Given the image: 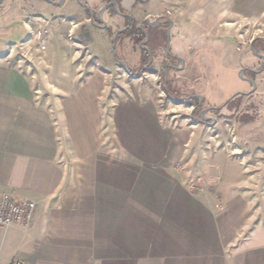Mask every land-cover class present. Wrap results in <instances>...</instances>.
Instances as JSON below:
<instances>
[{"label": "crops", "instance_id": "1", "mask_svg": "<svg viewBox=\"0 0 264 264\" xmlns=\"http://www.w3.org/2000/svg\"><path fill=\"white\" fill-rule=\"evenodd\" d=\"M131 21L148 36L112 57ZM177 94L264 126V0H2L0 201L37 210L0 227V264H264V140L171 114Z\"/></svg>", "mask_w": 264, "mask_h": 264}, {"label": "rangeland", "instance_id": "2", "mask_svg": "<svg viewBox=\"0 0 264 264\" xmlns=\"http://www.w3.org/2000/svg\"><path fill=\"white\" fill-rule=\"evenodd\" d=\"M83 6V4H81ZM42 5H38V7H40ZM32 6H30L31 8ZM37 6H33V8H31V13H37L40 16V21H45V20H48V19H54V18H61V17H66V18H69V17H74L76 20H79L81 21V17H78L79 15L77 13H72L70 11V13L68 12H64V11H50V10H44V9H41L39 8L38 9ZM80 8V7H79ZM56 22H59V21H55ZM92 22L90 23H82L81 21V24L79 25V28L78 30H76L72 36L79 40V41H84L85 43L87 44H91V43H95V41L97 40H100L99 38V35H98V32L95 31V29L93 28L92 26ZM21 29L22 31H25L26 30L23 28L22 26V20L18 21V29ZM68 26H65V35L68 36ZM30 32L29 30L26 32V36L24 37V39H27L30 37ZM122 36L124 35H120L118 36L115 35L113 40H112V52H111V55L112 57L114 56V53H117V55H119V49H116L115 50V46L113 45V41L115 42L116 41V37L117 38H122ZM11 43H14L15 41L14 40H10ZM70 49V48H69ZM74 50V49H73ZM70 49V52L73 51ZM66 50L64 48L60 49V50H56V53H55V56H62L64 55V52ZM45 52V51H44ZM48 53V51H47ZM147 60L148 58L146 57V60H144V63L140 65V68H144L145 69L147 68V71H162V66H163V63L162 62H158L156 65H151V66H148L147 65ZM106 65V64H104ZM149 78L151 77L150 76V73L148 74ZM164 76L162 75V80L164 81ZM162 81V82H163ZM173 97L175 99H182V100H185V99H188L189 97L188 96H184V97H181L179 94L177 95H173ZM242 95H239L238 97H236L234 99V101H232L230 103V107H237V104L241 102V98ZM194 99V106H191L189 104H186V103H183V104H175L176 101H172V100H167L166 103L169 104L173 110H171V114H176L179 118H182V119H185L187 117H190L192 115L195 116V118H199L200 117V114L202 116H205L207 118V116H212V118H216V119H221L223 120V118H231L227 123L226 121H222L219 125L216 126V130H215V133H218L219 136L221 137V140H233V136L235 138H237V141L239 142L238 145H243V146H252L253 145V141H260V140H264V126H261V125H254V124H250V125H247V126H239L238 125V122L239 121H235L233 120L235 114L234 112H236L235 110H231V111H226L225 113H221L219 112L218 110L216 112H214L212 115H207V113L204 111L206 110L204 108V103H201L199 102V99ZM231 109H234V108H231ZM245 118V117H244ZM242 122V121H241Z\"/></svg>", "mask_w": 264, "mask_h": 264}, {"label": "built area", "instance_id": "3", "mask_svg": "<svg viewBox=\"0 0 264 264\" xmlns=\"http://www.w3.org/2000/svg\"><path fill=\"white\" fill-rule=\"evenodd\" d=\"M47 33V30L39 29L36 31L35 37L42 41ZM246 43L243 41V44ZM41 48L45 49V44H42ZM36 210L37 204L34 201L4 195L0 201V227L28 226L34 220Z\"/></svg>", "mask_w": 264, "mask_h": 264}, {"label": "trees", "instance_id": "4", "mask_svg": "<svg viewBox=\"0 0 264 264\" xmlns=\"http://www.w3.org/2000/svg\"><path fill=\"white\" fill-rule=\"evenodd\" d=\"M1 2H2V0H0V3ZM120 35L131 36L133 38V40L135 41V43H137V44H140L145 39L144 30L141 28H138L135 21H131L127 30L118 34V36H120ZM144 69H145V67L141 68L139 70V75H141L143 73ZM194 102L195 101L193 98H188V99L182 100V103H186L189 105H194L195 104Z\"/></svg>", "mask_w": 264, "mask_h": 264}, {"label": "water", "instance_id": "5", "mask_svg": "<svg viewBox=\"0 0 264 264\" xmlns=\"http://www.w3.org/2000/svg\"><path fill=\"white\" fill-rule=\"evenodd\" d=\"M62 2H64V0H62ZM80 3L84 5L83 2L80 1ZM144 32H145V33L147 34V36H148V33H147L145 30H144ZM146 49L148 50V48H146ZM149 52H150V51H149ZM150 54H152V52H150ZM178 103H182V100H179ZM205 111H206V110H205Z\"/></svg>", "mask_w": 264, "mask_h": 264}]
</instances>
